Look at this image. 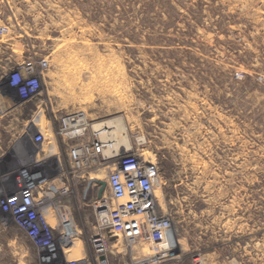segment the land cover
Instances as JSON below:
<instances>
[{
    "label": "rangeland",
    "instance_id": "374dc122",
    "mask_svg": "<svg viewBox=\"0 0 264 264\" xmlns=\"http://www.w3.org/2000/svg\"><path fill=\"white\" fill-rule=\"evenodd\" d=\"M0 26V75L46 57L38 103L111 121L156 164L178 244L165 264H264V0H0ZM32 107L0 117V161ZM105 179L91 171L71 197L88 257ZM0 262L37 264L36 251L0 229Z\"/></svg>",
    "mask_w": 264,
    "mask_h": 264
},
{
    "label": "built area",
    "instance_id": "2783aa9c",
    "mask_svg": "<svg viewBox=\"0 0 264 264\" xmlns=\"http://www.w3.org/2000/svg\"><path fill=\"white\" fill-rule=\"evenodd\" d=\"M6 29L0 26V32ZM37 63L22 62L0 75L5 101L33 105L11 160L0 161V229L21 231L36 251L37 264H162L174 256L173 248H161L173 220L156 196V164L120 143L110 127L93 126L84 110L57 113L38 103L49 63L46 57ZM98 168L106 170L108 192L92 204L91 255L74 256L82 230L72 193ZM112 239L122 255L112 256ZM192 261L199 264L200 254Z\"/></svg>",
    "mask_w": 264,
    "mask_h": 264
},
{
    "label": "water",
    "instance_id": "95a60500",
    "mask_svg": "<svg viewBox=\"0 0 264 264\" xmlns=\"http://www.w3.org/2000/svg\"><path fill=\"white\" fill-rule=\"evenodd\" d=\"M93 179L94 178H90V180L87 183V187L90 185V183L92 181H94ZM100 183H101V186L99 188L97 196H100L102 194L100 191L104 187V185L106 184V181H101ZM165 239H166L165 242L161 244V248L170 247V248H173L174 250L178 249L177 237H176V234L174 232V228L171 227V228L166 230Z\"/></svg>",
    "mask_w": 264,
    "mask_h": 264
},
{
    "label": "crops",
    "instance_id": "0c3cea01",
    "mask_svg": "<svg viewBox=\"0 0 264 264\" xmlns=\"http://www.w3.org/2000/svg\"><path fill=\"white\" fill-rule=\"evenodd\" d=\"M7 70H5L6 72ZM0 99H2V97L0 96ZM1 101V100H0ZM12 109H16L17 110V104H13L10 103L8 101H2V104H0V117H2L6 112L12 110ZM17 230V229H16ZM18 231V230H17ZM25 237V236H24ZM28 241V240H27ZM81 254H83L78 250H73L72 255L74 256H80ZM177 256H172L171 258L167 259L165 262H163L162 264H165L167 261L176 258ZM0 264H3L2 262H0Z\"/></svg>",
    "mask_w": 264,
    "mask_h": 264
},
{
    "label": "bare ground",
    "instance_id": "6f19581e",
    "mask_svg": "<svg viewBox=\"0 0 264 264\" xmlns=\"http://www.w3.org/2000/svg\"><path fill=\"white\" fill-rule=\"evenodd\" d=\"M113 121V120H112ZM100 124H104L105 126H107V127H111V121H104V122H102V123H100ZM98 124L96 123H94L93 124V126H97ZM112 132H113V130H112ZM117 140L120 142V143H125V145L127 146V147H129V143H128V141H127V139L125 138V136H120V137H118L117 138ZM95 178V177H94Z\"/></svg>",
    "mask_w": 264,
    "mask_h": 264
}]
</instances>
